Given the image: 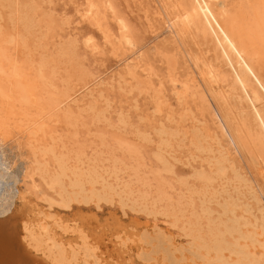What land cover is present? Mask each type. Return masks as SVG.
<instances>
[{
  "label": "bare ground",
  "instance_id": "obj_1",
  "mask_svg": "<svg viewBox=\"0 0 264 264\" xmlns=\"http://www.w3.org/2000/svg\"><path fill=\"white\" fill-rule=\"evenodd\" d=\"M21 1L0 0V19L3 18L4 22L5 20L9 21L10 25L9 29L4 27L7 30L3 28L5 31L1 29L2 26L0 27V139L9 138L13 131H17L20 134L17 136L19 139L21 138L20 144L18 143V156L21 159L20 167L17 166L18 170L17 167H15L16 170H10L11 168L8 167L11 164L14 166L13 163L16 161L7 165L8 168H4L7 164H5L7 162L4 157L5 151H0V219L6 217L15 221L12 224L15 223L14 226L17 230H14L15 227L11 229L16 231V240L21 239L19 244L21 243L24 253L32 257L33 263L37 264L38 262L39 264L44 261L45 264H68L71 256L70 264H110L106 258L103 259L102 250L99 251L100 245H97L98 242L95 243V240L92 242L88 233L82 228V224L77 221L71 226H64L61 221L54 219V224L61 230V233L56 231L55 235L49 234L47 227V217L49 216L42 209V205L39 207L38 200L47 203L49 208L58 206L68 210L74 204H95L99 207L102 202L113 203V200L118 198L124 207L128 206L135 212L169 217L172 219L171 223L174 227L181 224L179 227L182 228L180 229L192 239L191 249L185 248L191 250L192 256L195 257L193 261L198 259L205 264H264V205H261L264 199L255 192L254 187L248 183L247 179L231 170L233 166L230 164L231 161L224 155L225 152H219L223 147L221 150L217 147L226 143V146L232 151L235 150L234 147L247 145L243 136L240 135L243 127L240 128L239 123L235 120L236 117L232 116L233 103L231 102L233 101L235 105L233 108L236 107L240 110L241 121L249 135L248 144L251 139L255 148L251 147L256 149L264 159V79L260 74V65L262 66L264 60H262L261 54L257 53L259 50L255 52L254 48L250 49L253 43L250 44L251 39L248 37L249 41L247 38L244 22L237 23L238 15L236 17L233 14L227 0H166L169 2L167 8L169 6L173 14V18L167 17H170L168 23L175 34V40L179 39L181 42L180 37H183V40L185 34L190 33L208 45L206 49L208 53H214L212 62L203 64L206 69L205 80L209 85L207 92L216 96L218 105L215 104L212 113V121L216 128L212 129L213 131L208 128V133L205 134L207 139L211 137L215 141L216 147L214 148L213 144H210L211 142H208L209 144L199 140L196 141L197 143L195 142L196 147H193V150L198 151L191 157L194 160L200 158L202 162L199 168L192 170L191 178L194 182L185 178L177 181V185H179L177 187L182 189V192L179 193L174 192L177 187H175L174 181L172 182L167 176L175 174V165L173 161H170L171 158L169 159V157L174 158L171 155L173 144L170 137L174 136V133L175 135L180 134L178 133L180 131L177 133L175 131L172 134V131L168 132L170 130L166 128V131L162 126L157 130L159 142L157 150L154 152V159L159 163V166L153 170L151 168L150 172L149 168L148 172H145L147 164L138 146L131 143L123 145L124 142L120 144L119 141L118 146L110 151L111 154L118 153L119 155L109 156L106 159L101 156H86L83 144L81 145L83 147L78 144L77 121L74 111L68 107L70 101L76 103L79 100H75V96L68 92L76 73V65L73 64L76 56L75 47L68 44L49 56L46 55V52H40L39 49L43 45L40 40L43 36L34 35L33 30L37 29V22L32 17L33 12L38 8L30 7L31 5L23 4L24 1H22L23 3ZM20 3L22 4L20 5ZM77 8L80 20L100 31L111 51L115 52L114 54L126 50L132 51L124 61L125 66L123 67L127 76H125V83L141 88V90L146 86H150L152 89V81H150L152 70L145 63L143 64L141 49L137 48L133 28L128 20L117 12L114 1L80 0ZM253 8L255 9V7ZM34 14L36 13L34 12ZM255 17L256 26L254 25V28L251 26L253 29H250L254 30L253 33L257 31V28L260 31V28L264 29V9L261 10L260 15L256 14ZM7 24L6 27H8ZM49 30L53 31L54 27L49 26ZM255 34L257 35V33ZM255 34L250 36L255 37ZM257 36L262 38L261 35ZM263 40L261 41L263 42ZM257 41L254 42V47L260 42V40L258 43ZM176 45L178 44L176 43ZM85 46L92 53H101L102 51V45L96 40L94 32L87 36ZM51 49L53 50V48ZM16 51L19 54L17 58ZM262 55L264 56V54ZM65 64L68 66L64 68L67 72L66 80H64L66 87L63 90H56L59 88L55 85L58 80L55 78L62 70L60 67ZM27 73L33 75L32 84L26 80ZM173 78L175 76L170 81L174 88V85L177 87L179 80L174 81ZM182 83V89L181 87L177 88V90H181L177 91L181 96L180 99L186 97V92L190 90L196 94L199 93L205 107L211 109L207 98H205L207 93L198 90V88L200 89L198 82L192 80L191 86L187 82ZM193 88L194 91H192ZM52 90H55L54 94ZM158 93L157 91L156 94ZM96 115V121L103 120L104 113L99 112ZM56 121L62 123L63 128L58 126L63 129L62 134L61 132L58 134L54 131L56 128L53 129L51 126V123H56ZM120 121L124 120L120 119ZM211 132H214L215 138ZM168 133L172 135L169 136ZM138 136L140 141L152 142L149 134L139 133ZM193 137V140H197V135ZM15 149L18 150V148ZM216 149L219 150L217 153L220 155L212 156ZM13 166L11 167L13 168ZM231 187L235 194L230 190ZM174 193L176 194L174 195ZM197 200L200 204L197 203ZM158 227V224L154 225V229ZM1 228L0 230H2ZM70 228H73L70 233L78 232L79 236L72 235L74 237L70 239L71 242H68L65 234ZM79 229L81 231H78ZM156 235H158L157 232ZM2 236L0 235V238ZM7 236L9 237V233ZM52 236L56 237L52 238ZM45 237L46 239H44ZM76 238L82 239L81 247L72 243ZM119 238H116L117 241ZM5 239L7 242L8 239L6 237ZM46 240H51V243H46L45 247L47 248L42 246L43 244L41 245ZM60 240L66 242L63 243ZM13 241L11 240V242ZM4 243L2 244L4 245ZM159 244H156V248L159 247ZM166 244L168 245V243ZM121 245H126L125 240L120 243ZM6 246L0 247V249L2 248L4 251L10 247ZM177 247L179 248V246ZM160 250L163 249L160 248ZM174 250H171L170 255ZM2 252L0 253V264H17L18 262L24 264L20 261V255L19 257L15 256L16 252L13 255L15 259L18 257L17 261L15 260L17 263L11 262L12 260L14 262L11 250L10 252L6 250V253ZM80 252L84 255L82 259L77 256V253L80 254ZM190 252L187 251V254ZM170 255H166L167 260L170 259ZM23 256L22 259L25 258ZM25 259L24 262L31 264L29 261L31 258ZM176 259L178 260V258ZM39 260L41 261L39 262ZM170 260L168 264H179L180 262H176L172 258Z\"/></svg>",
  "mask_w": 264,
  "mask_h": 264
},
{
  "label": "rangeland",
  "instance_id": "obj_2",
  "mask_svg": "<svg viewBox=\"0 0 264 264\" xmlns=\"http://www.w3.org/2000/svg\"><path fill=\"white\" fill-rule=\"evenodd\" d=\"M22 1H24V3ZM22 1L21 2L23 4H28L29 6L31 5L30 7H33L35 9L38 8L34 11L37 15L33 12L32 17L35 18L34 20L37 22V26L39 24L38 27L36 26L37 29L33 30L34 35H38L39 37L43 36L44 38L40 40L41 44H43L42 48L39 49L41 50L40 52H46V55L49 56L56 52V50L65 47L68 44H71L75 47L74 49L76 50L77 58L76 56L74 57L75 62L73 61V64L76 65V77L75 75L73 76V80L70 83V89L68 90V92L69 94H73L75 96V100H79H77L76 103L75 101H70V103H68L70 104L68 105V107L70 108V110L74 111L75 119L77 121L76 129L78 132V144L80 146L83 144L86 156H101L103 159H106L109 156L112 157L114 155H119L118 153H110V151L114 150L119 143L121 144V142H124L123 145H125L126 143H131L138 146L142 157L144 158L147 164V169L145 170V172H148V168L150 172L151 168L153 170L159 166V163H157L154 159V152L157 150L159 142V138L156 132H158L157 130L161 128L160 126H162L165 127L166 131V128L170 130L168 132L172 131V134L175 131L176 133L180 131L178 132L180 134H176L178 137L174 133L176 139L173 138L174 136L172 134L168 133L169 136L172 135L170 137L172 138L171 142L173 144L171 155L174 158L169 157V159L171 158L170 161H173L175 165V174L169 175L167 176V178L170 179L172 182L174 181L173 183L175 184V187L179 186L177 185V181L184 178L188 179V181L194 182L193 178H191V174L196 168L200 167V164L202 162L200 158H196L194 160L191 157V155H196V151H198L196 149L193 150V147H196L195 142H198V140L200 142L203 141V143L205 142L206 144H209L211 142L210 144H213L214 148L216 147L214 143L215 141H213L211 137L207 139V136L205 135L208 128H211V130H214V128H216V125H214V122L212 121V113L215 108L214 106L217 103V99L214 94L211 95L207 92L209 85L206 82L204 76L206 75V69L204 67V64H210V62H212V57L214 53H208V51L206 50L208 45L204 44L203 41L198 40L197 37L195 38V36H192L193 34H185V38L183 40V37H180L181 42H179V39L175 40V34H173L171 25L168 23L169 18H173L171 8L169 6L167 8V5H169V2H167L168 0H113L117 12L123 17H125L133 28L135 34V41L138 46L137 48L141 49L140 53L142 55L143 64L145 63L152 70V77L150 78V81H152L153 87L151 89L150 86H146L143 87L144 89L142 90L141 88L133 87L131 86V84L128 85L125 83V78L127 76L124 72V61L125 58L132 51L126 50L114 54L115 52L111 51L110 46L108 43H106V40L102 36V33L96 30L94 27L90 26L87 22L80 20L79 13L77 12V6L80 0ZM262 2H264V0H227L229 8L232 9V11L234 12L233 14L235 16L238 15V17L236 16L238 20L237 23H239L240 21H242L241 23L244 22V27L248 35L247 38L249 37L251 39L250 44L253 43V46L250 49L254 48L253 51L255 52L259 50L257 53H260L262 56V60H264V56L262 55L264 54V50H262V48H264V33H262L264 29L260 28L261 31L263 29V31L261 32L259 28H257V31H255L254 33L252 32L254 30H250L252 27L254 28L256 26V14L260 15L261 10L263 11L264 9L261 8L262 6L264 7V3ZM22 3H20V5ZM260 4H262V6H260ZM253 7H255V9ZM167 16L170 17L168 18ZM8 22L9 21L6 20L4 22L3 18L2 20L0 19V27L2 26V30L4 27L9 29L10 25ZM5 23H8V27H6ZM113 23L115 22L113 21ZM245 24L246 26H248L246 27ZM49 26L54 27V30H49ZM92 32L95 33L96 40L102 45L101 53H92L87 49V46H85L86 38L87 36H89V34L91 35ZM255 33H257V35L259 36L261 35L262 38L258 37ZM251 34H255V37L257 38H255L254 36H250ZM256 39L260 40L262 46L261 44H259V40L257 41ZM255 40L257 41V43L259 42L257 45L258 47L256 46V44V47H254V42L256 43ZM261 40H263V42ZM176 43L178 45H176ZM51 48H53V50ZM124 52L126 55L122 54ZM15 54L17 58V56H19L18 51H16ZM64 60H66V58H64ZM263 63L264 62H262V66L260 65V74L263 76L264 79ZM67 67L68 66L66 64L60 67L62 68V70L60 74L55 78L58 79L56 80L55 85L57 86V88H59L56 90H63V88L65 89L66 87L64 80H66L67 72L64 68ZM174 76L175 78H173V80H179L180 83L177 82V87L174 85L173 88L170 80ZM25 77L26 80L30 84H32L33 75L27 73ZM192 80L199 83L200 89L198 88V90H202L207 93V96L205 98H207L208 104L211 106V109H207L205 107L204 102L201 99L202 97L199 93L196 94L194 92H191L190 90L189 92H186V97L180 99L181 96H179L177 93V91H179L180 89L177 90V88L183 86L181 85L182 82H187V84L191 86ZM157 84L159 87L156 86ZM89 89H91V93ZM194 90L195 89L193 88L192 91ZM54 91L52 92L53 94ZM157 91L160 93H158L159 95L156 94ZM89 94L92 96H90ZM231 103H233L231 107V109H233L232 116L234 115L236 117L235 120L239 123V127H243V129L241 130L242 133L240 135L243 136V140L245 139L244 141L247 143V145H244V147H234L235 150L230 151L228 146H226V143H223L222 146H217L220 150L223 147L222 150L219 151L216 149L214 154L212 153V156L220 155L219 153H217L218 151L221 153H227H224V155L227 156L229 161L232 162H230V164L233 165L231 170H233V172L235 173L238 172L237 174H239V176H242L244 179H247L248 183H250L254 187L255 192L257 194H260V197L264 199V159L260 155V153H258V151L254 149L255 146H253V143L250 141L251 139L249 140L248 144L247 140L249 138V135L247 134L246 128L241 121L242 116L239 112L240 110L236 107L234 109V102L232 101ZM99 112L104 113V118L103 120L96 121L95 116H97L96 114H99ZM238 116L240 117V121L238 119ZM120 119H123L124 121L121 122ZM54 122L51 123L52 128H56L54 129V131H56L58 134H60L61 132L62 134V123L60 121H56V123ZM58 126H60L61 128H58ZM139 133L149 134L150 138L152 139V142H144L142 140L140 141V138L138 136ZM192 134H194L195 136L197 135V140H193L194 135ZM17 135L20 136L17 131H13V134L9 138L0 139V151H5L4 157H6L7 161L5 162V164H7L5 165V167H3H10V170H16L15 167H20L21 165V159L18 156L20 144L19 141L21 138L19 139V136ZM213 137L215 138V134H213ZM251 146L254 148H252ZM14 147L18 148V150ZM16 150L17 152H15ZM197 155H199V153ZM14 156L16 157V159H14ZM11 163H13L14 166ZM10 164L11 166H13V168L11 166L7 167V165ZM234 165L236 166L234 167ZM19 167H17V170ZM232 187L230 188V190H232L233 194H235ZM179 188H175L176 191L174 192H182V189ZM176 193H174V195ZM262 201L263 202L261 203V205H264V200ZM116 202H119L118 198L113 200V203L102 202L104 204L100 203L99 207H97V205L95 204H74L71 209L66 210L58 206L49 208L47 203L38 200L39 207H41L42 205V209L47 212V215L49 216L47 217V227L49 230V234L55 235L56 231H58V233H61V230L57 228L54 224V219H58L59 221H61L64 226H71L77 221V223L82 224V228L85 230L86 233H88V235L92 239V242L93 240H95V243L98 242L97 245H100L99 251L101 252L102 250L101 253L103 254V259L105 260L106 258V261L110 264H168L169 261H171V258L176 262L180 261L179 264H196V262L197 264L201 263V261L198 259H194L193 261V258L195 257L192 256V253L190 252L191 250H187L188 248L191 249L190 246L192 239L187 237L183 230L180 229L182 228L179 227L181 224L174 227L171 223L172 219L169 217H165L163 215H147L146 213L143 214V212H135L131 210L128 206L124 207L120 202ZM197 203L200 204L198 200ZM198 204L197 207L199 206ZM0 220V228L2 226L4 228H1L2 230H0V235L2 236L4 234L2 236L3 238H0V244L4 243V241L6 240L5 237L8 239L7 242L5 241L4 245L2 244L0 245V247L3 248L7 244V246H10L9 248L6 246L7 248L4 249V251L1 248L0 253L2 251L6 253V250L7 252H10L11 250L12 257L14 256L13 254H15L16 252L17 255L15 254V256L19 257L20 255V261H22L24 264H27L26 262H24L26 261L25 258H31L29 261L32 264V257L25 254L23 247L20 245L21 243L19 244V240L21 241V239L16 240L15 238L16 231L14 230L17 229L14 226L15 223L12 224V222L15 221L11 219L9 220V218L6 217ZM155 224H158V228L160 229H154ZM7 228H14V230H7ZM72 229L73 228H70L65 234V236H67L68 240H66L68 242H71L70 239L74 237L72 235L79 236V234H77V230H75L77 233H70ZM80 229L78 231H81ZM3 231L7 233H4ZM53 231L54 233H52ZM156 232L158 235H156ZM8 233L9 237L7 236ZM56 236H52V238H55ZM118 237H120V242L117 241L118 239H116ZM44 239H46V237ZM11 240L13 242H11ZM124 240L126 245L120 246V243L124 242ZM60 242L65 243L66 241L60 240ZM82 242L83 241L80 238H76L74 239V241H72V243L76 244L77 247H81ZM172 242L175 247L173 246V244H171ZM12 243L14 246L12 245ZM46 243H51V240H46L45 242H42L41 245L43 244L42 246L45 247ZM157 243H160L161 245L159 244V247L156 248ZM166 243H168V245ZM18 245L22 247H20L21 250ZM177 246H179V248ZM158 248L159 250H157ZM160 248L163 250H160ZM124 250L126 251L124 252ZM171 250H174L172 252V255H170ZM17 251L19 252L17 253ZM167 251H170V253H168ZM183 251H185L184 254ZM187 251L190 253L187 254ZM81 253L82 252H80V254L77 253V256L80 259L84 257V255H82ZM167 254L171 256L168 260L166 258ZM21 255H24L23 257H25V260L21 258ZM15 256L12 258L14 259V262L11 259L12 263H17L16 261L18 257H16L15 259ZM189 257L191 258L187 259ZM174 258H178V260H175ZM40 261L41 260H39V262ZM71 262L72 259L70 256L68 264H70ZM41 263L45 264L44 261H42ZM17 264L20 263L18 262ZM201 264L205 263L202 262Z\"/></svg>",
  "mask_w": 264,
  "mask_h": 264
}]
</instances>
